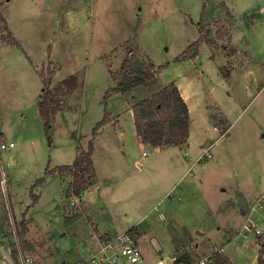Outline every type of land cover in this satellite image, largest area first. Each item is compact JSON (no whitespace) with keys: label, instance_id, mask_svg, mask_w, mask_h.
Returning <instances> with one entry per match:
<instances>
[{"label":"rangeland","instance_id":"374dc122","mask_svg":"<svg viewBox=\"0 0 264 264\" xmlns=\"http://www.w3.org/2000/svg\"><path fill=\"white\" fill-rule=\"evenodd\" d=\"M200 21L212 43L176 62L199 39ZM8 36L18 44H7ZM126 57L153 64L157 80L104 103ZM41 74L62 110L49 136L37 109ZM70 76L77 93L62 84ZM175 80L190 107V153L210 154L189 171L183 151L156 152L134 134L132 106ZM263 87L264 0H0V144L14 143L0 153V264L17 247L39 264L77 262L128 229L149 261L202 239L207 246L192 264L214 245L229 264H257ZM104 110L112 125L97 131L92 153L100 190L95 183L75 197L70 176L46 181L52 177L44 174L71 165L77 147L87 149Z\"/></svg>","mask_w":264,"mask_h":264},{"label":"trees","instance_id":"16d2710c","mask_svg":"<svg viewBox=\"0 0 264 264\" xmlns=\"http://www.w3.org/2000/svg\"><path fill=\"white\" fill-rule=\"evenodd\" d=\"M202 22L198 23L200 37L194 43L189 45L180 57L176 58V62L185 59H192L197 56L198 50L203 43H212L206 39L201 26ZM219 34V39L224 35ZM5 38L7 44L17 45L14 38L8 36ZM157 71L153 68V64H146L145 62L134 61L130 57H126L119 69V79L115 86L106 92L105 100L112 94L124 95L130 91L147 86L157 80ZM51 72L49 76L52 77ZM41 79L44 85L43 93L40 100L37 102V109L40 118L43 120V127L46 136H49L51 129V121L56 114L59 102L51 98V91L49 84L51 78H44L41 74ZM62 84L67 86L70 91L77 88V79L75 76H70L68 79L62 81ZM133 114V121L135 133L144 145H149L158 149L168 147L182 148L187 143L189 137V111L183 100L180 91L174 83H169L161 87L158 91L150 97L144 98L136 102L131 108ZM110 123L108 112L104 110V115L98 121L91 132V141L88 143L86 150L78 148L76 150V157L71 165L61 166L58 168L46 170L44 175L56 176L67 174L71 177L70 193L78 197L90 186L95 185L97 177L93 166L92 153L94 150L93 140L97 131L103 126ZM45 180L44 177L37 180V185H40ZM32 196V195H31ZM38 200L37 196H33V203ZM260 250L257 264H264V241L260 240ZM221 253L213 252L215 257L214 264H224ZM190 264L189 259L185 256L179 257L177 264Z\"/></svg>","mask_w":264,"mask_h":264},{"label":"built area","instance_id":"2783aa9c","mask_svg":"<svg viewBox=\"0 0 264 264\" xmlns=\"http://www.w3.org/2000/svg\"><path fill=\"white\" fill-rule=\"evenodd\" d=\"M14 147V143L0 144V153L7 152ZM203 156L210 158V154ZM160 218H163L160 215ZM246 230L249 228L245 227ZM259 231H256L258 233ZM221 253V249L215 250ZM214 251V252H215ZM213 254V253H212ZM209 255L199 260V264H208L213 256ZM8 264H39L30 256L24 255L20 248L17 247L16 252L11 255H5ZM178 255L162 258L160 255L155 261L147 260L139 248L137 240L134 238L131 229L125 232L117 233L99 241L95 249L90 254L77 262L62 264H177ZM181 264V263H180Z\"/></svg>","mask_w":264,"mask_h":264},{"label":"crops","instance_id":"0c3cea01","mask_svg":"<svg viewBox=\"0 0 264 264\" xmlns=\"http://www.w3.org/2000/svg\"><path fill=\"white\" fill-rule=\"evenodd\" d=\"M77 83H78V81H77ZM172 83H174L175 85H176V87L178 88V90L180 91V93H181V96H182V98H183V100L185 101V103H186V105H187V107H188V111H189V137H188V139H187V143L185 144V146L184 147H182V148H179V147H168V148H164V149H158V148H155V147H151V146H149V145H144V144H142L141 142H140V139L137 137V135H136V133H135V128H134V134H135V137H136V140H137V143L138 144H140L141 146H143V147H146V148H153V150L154 151H156V152H163V151H166V150H174V149H176V150H178V151H183V153H184V155H185V159H186V161H183L184 162V166H187V168H188V171H189V169H191L192 167H193V165H196L197 163H200L201 162V160L203 159H201V157H205V156H203V152H202V150H197V151H195V152H191L190 153V141H191V136H192V131H191V113H190V107H189V105H188V103H187V100H186V97L184 96V92H183V89H182V87H181V85L179 84V82L178 81H174V82H172ZM78 86H77V88L79 87V84H77ZM115 86V85H114ZM76 88V89H77ZM264 89V87L262 88V89H260L259 91H258V93L257 94H259V93H261V91ZM74 93H77V91L75 90V92ZM118 95H121V94H118ZM129 108V107H128ZM60 111H62V110H60ZM59 110L56 112V114L58 113V112H60ZM55 114V115H56ZM55 115H54V117H55ZM113 118V117H112ZM116 121H117V123L114 125V126H116V125H118V120H117V116H116V118H114ZM114 123V122H113ZM110 125H112V124H108V125H106V126H103L102 128H100L99 130H98V132H100L101 130H103V129H105L106 127H109ZM111 127V126H110ZM118 129V128H117ZM119 131V130H118ZM98 132H97V134H98ZM97 136V135H96ZM121 137H125V135L124 134H122L121 133ZM202 149V148H201ZM191 154H193L192 156H191ZM74 159H75V156H74ZM74 159H73V161H74ZM139 166H140V163L138 164ZM188 171L187 172H185L184 173V175L186 174V173H188ZM96 172V171H95ZM97 175V174H96ZM54 178H56V177H52V178H47V180L46 181H49V180H51V179H54ZM58 179V178H57ZM45 181V182H46ZM98 181V180H97ZM96 181V183H97V185L95 186V189H96V192L98 193L99 192V187H98V182ZM87 194H89V193H87ZM84 196H86V194L84 195ZM245 196V195H244ZM261 206V199L260 198H258L251 206L249 205V207H251V208H249L250 209V215H251V213L254 211V210H256L258 207H260ZM230 208L232 209V203L230 204ZM233 210V209H232ZM234 211V210H233ZM240 214L241 215H243V212H241L240 211ZM160 219H162V218H160ZM249 229L248 230H246V229H243V228H241V230H240V232L241 231H244V232H247V233H249L250 232V229H251V226L250 227H248ZM255 234H260V232H258V233H256L255 232ZM241 235V234H240ZM231 240H232V237L230 238ZM229 239V240H230ZM220 245H222V244H220ZM260 245V244H259ZM204 246H207V244L205 243V241L204 240H202V239H200V241H199V243H197V246L196 247H192L191 246V248L190 247H187V249H183L182 250V253L180 254V255H178L179 257H181V255H183V256H185L186 257V259L188 258L189 259V261L191 262V264L194 262V260H193V257H195V254L194 253H196V251H197V248H205ZM209 247H211V246H209ZM217 247H219V248H217ZM212 249H213V251L212 252H214L215 250H218V249H221L222 251H221V256L223 257V260H225L224 261V264H229L230 262H229V260L226 258V257H224L222 254H223V252L225 251L224 250V248H223V246H216V245H214V246H212L211 247ZM188 253H186V252ZM212 252L210 253V254H208L207 256H209V255H211L212 254ZM175 255H176V253H175ZM197 257H199V256H197ZM205 258V257H204ZM199 264V263H198Z\"/></svg>","mask_w":264,"mask_h":264}]
</instances>
